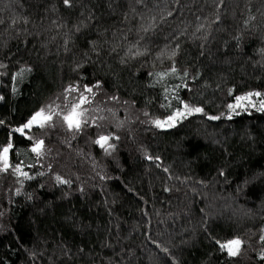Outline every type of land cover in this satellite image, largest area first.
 Segmentation results:
<instances>
[{"label":"trees","instance_id":"1","mask_svg":"<svg viewBox=\"0 0 264 264\" xmlns=\"http://www.w3.org/2000/svg\"><path fill=\"white\" fill-rule=\"evenodd\" d=\"M0 19V264H264V111L228 108L264 94V0H0ZM97 82L95 125L12 132ZM181 102L204 112L152 123Z\"/></svg>","mask_w":264,"mask_h":264},{"label":"snow or ice","instance_id":"2","mask_svg":"<svg viewBox=\"0 0 264 264\" xmlns=\"http://www.w3.org/2000/svg\"><path fill=\"white\" fill-rule=\"evenodd\" d=\"M63 3L65 6L71 7V0H63ZM3 23L4 21L0 19V24H3ZM15 23H17L16 20L11 21V24H15ZM129 53H131L134 56L144 55L143 52H140L138 50L133 53L131 48L129 49ZM175 54H176L175 51L171 53L172 56H174ZM0 67H3V65H0ZM23 71L24 70H21V73H19L18 75H22ZM175 73H176V69L175 67H173L169 73H160L158 75L161 78H163V76L165 75L175 74ZM99 87H100V84L99 82H97L95 85L91 87H89L88 85H84L83 91H80L79 85H69L65 89V93H64L65 104L63 108H60L59 105H56L55 107H53L52 105L43 107L39 109L37 112H35L31 116V118L28 119L26 123H24L21 127L13 129L12 132L20 133L21 135H23L25 133V130H30L34 125H37L43 128L46 125L51 124L54 118H56L62 125H66L67 130L72 131L74 133L80 132L82 130V127L84 126L95 125L96 124L95 120L91 122L89 121L88 109L85 108L84 105L91 103V100L89 99L88 94L95 95V93L93 92V89L99 88ZM72 93L79 94L78 100L75 97H73V99L69 101L68 97L71 96ZM230 93H231V90H230ZM253 97H260V99L258 101H254ZM0 99H2V97H0ZM112 99H116V98L113 97ZM177 99L179 98L177 97ZM257 104H259V107L257 108V110L264 111V94L260 92H249L242 96H236L235 103L229 104L228 108L231 109L233 112H236L237 109L246 110L248 107L256 108ZM57 109H60V110L58 111ZM203 112H204V109L201 107H192L187 103H183L182 108H177L175 111H173L172 114L168 115L166 119L164 120L156 119L152 121V123L156 127H160V128H163L165 126L173 127L175 126L177 121L186 119L188 116L194 113H203ZM219 118L220 117H217V116L208 117V119H212V120L219 119ZM100 119H103V117H100ZM2 123L3 121H0V124ZM113 138L114 137L109 136V135H100L98 139L95 141V143L100 145L101 148H104L105 151H108V149L114 147L113 145L109 143V140ZM115 138L118 139V137H115ZM12 149H13V144L11 143V141H9V143L6 146L0 147V162H2L3 164V167L0 168V171H7L9 169L10 165L8 163V154L10 150ZM30 151L32 153H35L37 158L43 155L44 141L43 140L34 141L33 146L31 147ZM148 158L151 159V157H148ZM13 171L15 173H18L20 176L27 177V173L22 170V167L20 164H17L16 166H14ZM57 180L62 183H67V181H63L59 177H57ZM261 240H264V236H261ZM217 243L219 244L220 249L222 251H226L229 256L235 257L239 254L240 248L243 242L237 237V238L230 239L224 243H220L219 241H217ZM164 251H167V249H164ZM261 259H264V252L261 253Z\"/></svg>","mask_w":264,"mask_h":264},{"label":"rangeland","instance_id":"3","mask_svg":"<svg viewBox=\"0 0 264 264\" xmlns=\"http://www.w3.org/2000/svg\"><path fill=\"white\" fill-rule=\"evenodd\" d=\"M111 145H113L114 146V144L112 143V142H109ZM113 148V147H112ZM104 149V148H103ZM111 149V148H110ZM110 149H108V150H110ZM105 150V149H104Z\"/></svg>","mask_w":264,"mask_h":264}]
</instances>
